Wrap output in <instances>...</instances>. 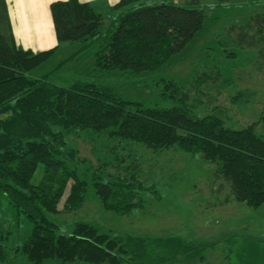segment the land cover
I'll list each match as a JSON object with an SVG mask.
<instances>
[{"label": "trees", "instance_id": "1", "mask_svg": "<svg viewBox=\"0 0 264 264\" xmlns=\"http://www.w3.org/2000/svg\"><path fill=\"white\" fill-rule=\"evenodd\" d=\"M199 6V0H118L112 5L116 16L103 26L90 2L54 1L50 8L58 42L76 45L63 57L59 45L25 50L11 31L0 28V196L31 225L15 249L28 264H49V259L54 264H165L161 254L171 245H180L178 252L188 260L204 261L208 250L219 248L218 241L115 232L86 220L60 232L51 214L69 182L65 209L78 207L90 185L105 209L122 215L140 205L138 190L155 191L133 175L107 174L101 167L80 174L70 135L104 136L113 146L133 140L153 150L177 145L200 153L216 165V178L228 184L234 200L251 208L264 203V135L256 129L264 114L232 128L214 113L195 115L188 93L174 81L164 84L170 89L164 93L169 106L125 99L107 82L111 72L137 75L162 66L205 32L213 18ZM235 40L240 48L255 47L264 60V11L240 25ZM202 80L204 75H198L193 84ZM38 167L44 180L33 182ZM230 239L242 257H249L242 263L264 259L249 235ZM6 255L0 243V263Z\"/></svg>", "mask_w": 264, "mask_h": 264}, {"label": "rangeland", "instance_id": "2", "mask_svg": "<svg viewBox=\"0 0 264 264\" xmlns=\"http://www.w3.org/2000/svg\"><path fill=\"white\" fill-rule=\"evenodd\" d=\"M172 1L187 3L189 0ZM199 5L208 19L213 18L205 32L197 34L162 66L137 75L111 72L107 82L125 99L169 106L170 99H166L164 93L170 89L164 84L174 81L179 91L188 93L195 115L214 113L232 128L255 122L264 114V60L255 47L240 48L235 37L239 26L251 15L264 11V0L222 3L199 0ZM116 13L111 12L110 17L104 18L103 26ZM75 46L74 43H62L57 50L58 56L69 54ZM198 75H204V80L193 84ZM256 129L264 135L263 120ZM68 140L76 151L75 163H78L80 174L87 172L90 175L101 167L107 174L133 175L144 187H151L156 192L138 190L141 203L139 197L135 201L140 205L122 215L105 209L89 185L81 204L65 209L63 204L69 182L58 211L51 214L60 232L68 233L73 222L86 220L115 232L128 231L151 237L170 234L180 239L218 241L219 248L208 250L204 261L197 257L188 260L181 256H187L186 253L178 252L180 245L175 248L171 245L161 254L166 257L165 264H175L182 258L184 261L179 264H244L242 262L249 261V257H242L230 239L243 234L253 238L251 240L258 243L259 251L264 254V203L251 208L234 200L228 184L222 178H216V165L204 160L200 153L186 151L177 145L153 150L133 140L113 146L114 142L104 136L94 138L86 133L70 135ZM42 175L43 171L38 167L32 181H43ZM30 228L24 214L18 213L8 198L1 195L0 243L7 255L0 264H28L26 257L15 249ZM254 261L261 260L255 258ZM55 262L47 260L49 264ZM260 264H264V259Z\"/></svg>", "mask_w": 264, "mask_h": 264}, {"label": "crops", "instance_id": "3", "mask_svg": "<svg viewBox=\"0 0 264 264\" xmlns=\"http://www.w3.org/2000/svg\"><path fill=\"white\" fill-rule=\"evenodd\" d=\"M57 0H0V28L12 33L17 46L33 52L51 49L61 44L56 35L51 3ZM90 2L104 18L114 12L118 0H80ZM194 240H197L194 238ZM179 264V261L174 262Z\"/></svg>", "mask_w": 264, "mask_h": 264}]
</instances>
